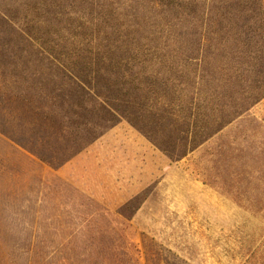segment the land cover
Returning a JSON list of instances; mask_svg holds the SVG:
<instances>
[{
	"label": "rangeland",
	"instance_id": "1",
	"mask_svg": "<svg viewBox=\"0 0 264 264\" xmlns=\"http://www.w3.org/2000/svg\"><path fill=\"white\" fill-rule=\"evenodd\" d=\"M95 2L100 7L74 0L79 9L21 10L14 20L34 39L33 48L17 40L12 48H24L23 60L41 57L35 51H43V58L69 67L110 100L135 99L149 122L152 109L187 107L197 86L189 56L200 50L207 57L219 53L217 42L234 36L209 29L200 4ZM35 4L39 7L29 3ZM212 60L221 63L218 55ZM27 80L23 92L41 87L43 95L59 82H70L49 74L41 86L33 76ZM42 166L43 173H30L28 204L48 209L50 217L58 216L55 222L74 229L94 219L87 212L106 211L139 248L138 264H264V210L253 211L264 208V97L178 160L121 119L64 173ZM235 173H243L241 179ZM37 176L43 180L39 185ZM71 231L78 235L71 228L63 235Z\"/></svg>",
	"mask_w": 264,
	"mask_h": 264
},
{
	"label": "trees",
	"instance_id": "2",
	"mask_svg": "<svg viewBox=\"0 0 264 264\" xmlns=\"http://www.w3.org/2000/svg\"><path fill=\"white\" fill-rule=\"evenodd\" d=\"M78 1L90 9L100 7L95 0ZM167 1L200 4L201 12L209 17V29L215 27L217 32L234 36L217 42L219 53L212 52L207 57L199 47L197 54L189 56L188 61L195 66L193 79L197 86L187 107L177 111L152 109L151 122L152 117L158 120L151 123L135 99L125 101L116 96L110 100L109 95L95 91L91 81L78 79L69 67L56 59L43 58L39 49L35 52L41 57L34 60L21 59L26 52L22 46L13 50L14 40L29 48H33L34 40L16 25L15 14L28 8L57 12L79 9L74 7V0H0V134L57 168L125 119L170 159L178 160L261 100L264 0ZM34 2L39 7L29 5ZM217 55L221 63L213 65ZM45 74L62 75L70 82H59L43 95L37 85L43 84ZM28 75L36 83L33 93L23 92L27 90L22 84L28 81ZM242 174L235 173V179H241ZM32 177L30 173H0V264H138L134 255L139 248L128 240L123 227L106 217V211L97 208L87 212L94 219L74 229L68 223L55 222L58 216L50 217L48 209L29 205ZM42 182V177L37 176V184ZM227 188L230 190L229 185ZM43 210L47 213L45 222ZM68 228L78 235L71 231L64 236Z\"/></svg>",
	"mask_w": 264,
	"mask_h": 264
},
{
	"label": "crops",
	"instance_id": "3",
	"mask_svg": "<svg viewBox=\"0 0 264 264\" xmlns=\"http://www.w3.org/2000/svg\"><path fill=\"white\" fill-rule=\"evenodd\" d=\"M85 149L61 166L53 168L0 134V173H43L42 165L53 168L56 173H64Z\"/></svg>",
	"mask_w": 264,
	"mask_h": 264
}]
</instances>
